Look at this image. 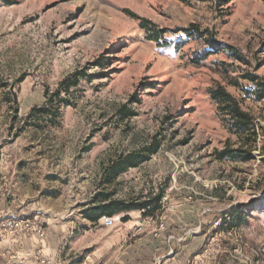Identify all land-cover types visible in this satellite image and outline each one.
I'll return each instance as SVG.
<instances>
[{"label":"rangeland","instance_id":"374dc122","mask_svg":"<svg viewBox=\"0 0 264 264\" xmlns=\"http://www.w3.org/2000/svg\"><path fill=\"white\" fill-rule=\"evenodd\" d=\"M0 264H264V0H0Z\"/></svg>","mask_w":264,"mask_h":264},{"label":"trees","instance_id":"16d2710c","mask_svg":"<svg viewBox=\"0 0 264 264\" xmlns=\"http://www.w3.org/2000/svg\"><path fill=\"white\" fill-rule=\"evenodd\" d=\"M131 16L137 18L140 20V26L148 31L147 38L151 41H157L159 38V31H154L150 26V21L140 18L136 16L135 14L131 13L130 11H126ZM186 32H189L186 30ZM223 50L230 51L229 47L224 48ZM233 57L240 58L235 53H231ZM248 79L252 80L248 77ZM262 92V90H261ZM258 98H261L262 95L258 94L256 95ZM214 97L217 99H220L223 104H226V109L229 112L230 119L233 120V126L236 128L237 132L246 130L250 127L251 121L248 115L243 112L237 103L233 100V98L226 93L224 90H218L214 93ZM219 159L228 158L230 160H243L247 161L251 159L250 154L246 151H242L240 149H229L224 148L220 152L217 153ZM143 161V158L139 154H132L125 157H121L119 160H117L115 163H113L110 167V173L112 175H117L120 172L125 171L128 168H136L138 167ZM149 204L143 203L142 208H147ZM132 208H136L132 205H126L124 203H118V202H111L106 205H100L98 207L92 208L89 211H86L85 218L88 219L91 222H96L102 217H112L115 214L122 212L124 210H129ZM159 208L158 203H155L153 207L148 208L144 214L151 215L153 214L157 209ZM241 207L237 206L235 207V214L238 215Z\"/></svg>","mask_w":264,"mask_h":264},{"label":"built area","instance_id":"2783aa9c","mask_svg":"<svg viewBox=\"0 0 264 264\" xmlns=\"http://www.w3.org/2000/svg\"><path fill=\"white\" fill-rule=\"evenodd\" d=\"M119 221H120V217L118 215L112 216V217H102L101 218L102 224L106 227H112Z\"/></svg>","mask_w":264,"mask_h":264},{"label":"crops","instance_id":"0c3cea01","mask_svg":"<svg viewBox=\"0 0 264 264\" xmlns=\"http://www.w3.org/2000/svg\"><path fill=\"white\" fill-rule=\"evenodd\" d=\"M121 255L124 256L123 253L120 254V257H121ZM120 257H119V259H120Z\"/></svg>","mask_w":264,"mask_h":264}]
</instances>
